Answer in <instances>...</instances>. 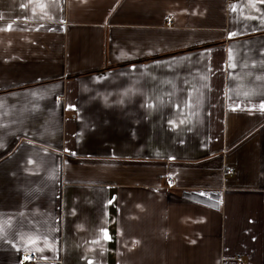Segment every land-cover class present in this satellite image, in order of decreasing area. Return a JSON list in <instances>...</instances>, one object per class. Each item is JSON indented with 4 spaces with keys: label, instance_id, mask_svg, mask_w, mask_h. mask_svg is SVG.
Segmentation results:
<instances>
[{
    "label": "crops",
    "instance_id": "1",
    "mask_svg": "<svg viewBox=\"0 0 264 264\" xmlns=\"http://www.w3.org/2000/svg\"><path fill=\"white\" fill-rule=\"evenodd\" d=\"M23 252L264 264V0H0V264Z\"/></svg>",
    "mask_w": 264,
    "mask_h": 264
},
{
    "label": "built area",
    "instance_id": "2",
    "mask_svg": "<svg viewBox=\"0 0 264 264\" xmlns=\"http://www.w3.org/2000/svg\"><path fill=\"white\" fill-rule=\"evenodd\" d=\"M166 21V25H173L174 24V15H168L165 18ZM59 98V97H56ZM227 173L229 174H233L234 170L233 169H228ZM169 185H174L175 184V180L170 178L169 179ZM37 261V254L35 252H23L20 254V262L21 263H32Z\"/></svg>",
    "mask_w": 264,
    "mask_h": 264
},
{
    "label": "snow or ice",
    "instance_id": "3",
    "mask_svg": "<svg viewBox=\"0 0 264 264\" xmlns=\"http://www.w3.org/2000/svg\"><path fill=\"white\" fill-rule=\"evenodd\" d=\"M105 237L107 238V234H105Z\"/></svg>",
    "mask_w": 264,
    "mask_h": 264
}]
</instances>
